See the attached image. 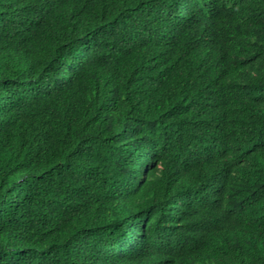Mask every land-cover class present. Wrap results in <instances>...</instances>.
Wrapping results in <instances>:
<instances>
[{
    "label": "clouds",
    "instance_id": "9594fccd",
    "mask_svg": "<svg viewBox=\"0 0 264 264\" xmlns=\"http://www.w3.org/2000/svg\"><path fill=\"white\" fill-rule=\"evenodd\" d=\"M116 1L0 0V193L38 217L6 264H177L221 207L216 0Z\"/></svg>",
    "mask_w": 264,
    "mask_h": 264
},
{
    "label": "trees",
    "instance_id": "16d2710c",
    "mask_svg": "<svg viewBox=\"0 0 264 264\" xmlns=\"http://www.w3.org/2000/svg\"><path fill=\"white\" fill-rule=\"evenodd\" d=\"M216 5L219 41L229 47V57L234 55V61L213 70L221 73V82L213 89L218 98H225L217 107V118L228 145L221 157H227V178L221 207L209 214L211 230L198 241L182 242L177 264H264V0H216ZM115 7L111 5L114 13ZM197 90L166 98L153 114L169 126L168 120L180 116L186 104H209L211 98L206 100ZM183 117L189 125L195 119ZM0 159V166L6 164L4 155ZM37 218L25 192L0 193V244L20 243L24 227ZM34 254L41 257L38 251ZM13 256L12 248L0 247V264Z\"/></svg>",
    "mask_w": 264,
    "mask_h": 264
}]
</instances>
